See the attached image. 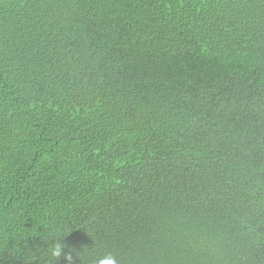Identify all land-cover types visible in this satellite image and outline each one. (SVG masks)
<instances>
[{
  "label": "trees",
  "instance_id": "obj_1",
  "mask_svg": "<svg viewBox=\"0 0 264 264\" xmlns=\"http://www.w3.org/2000/svg\"><path fill=\"white\" fill-rule=\"evenodd\" d=\"M54 238L264 264V0H0V264Z\"/></svg>",
  "mask_w": 264,
  "mask_h": 264
},
{
  "label": "clouds",
  "instance_id": "obj_2",
  "mask_svg": "<svg viewBox=\"0 0 264 264\" xmlns=\"http://www.w3.org/2000/svg\"><path fill=\"white\" fill-rule=\"evenodd\" d=\"M49 242V241H47ZM47 253L52 261L57 264L61 259L64 264H74V259L78 258L81 261V252H76L74 248L69 247L67 244L61 242L60 238H54L50 240L47 247ZM95 264H118L117 258L112 254H105L99 257Z\"/></svg>",
  "mask_w": 264,
  "mask_h": 264
}]
</instances>
